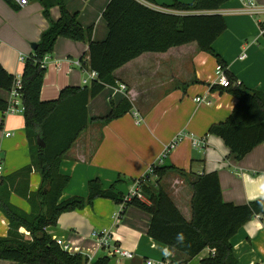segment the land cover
I'll return each instance as SVG.
<instances>
[{"label": "crops", "instance_id": "0c3cea01", "mask_svg": "<svg viewBox=\"0 0 264 264\" xmlns=\"http://www.w3.org/2000/svg\"><path fill=\"white\" fill-rule=\"evenodd\" d=\"M32 1L35 0H30L24 7L15 5L18 7L15 8L6 0H0V62L14 75H22L24 62L35 51L29 52V44L40 42L43 32L50 26V20L42 13L43 7L41 17L36 18L33 27L24 25ZM144 1L156 9L171 11L176 0ZM177 1L191 3L194 0ZM65 2L71 13H78L84 28L94 27L95 41L107 37V23L105 21V26H101V22L109 0ZM256 3L258 9L264 11V0H256ZM244 8L240 0H230L217 11L224 15L227 29L213 48L224 59L227 73L233 74L247 88L264 92V56L256 49L262 39L261 50H264V36L258 33L264 12L256 18L249 16ZM228 13L234 15L228 16ZM60 14L59 6L50 9L52 20H58ZM240 30L247 34H238ZM244 37H254L251 45L248 41L243 42ZM28 52L29 55L24 54ZM88 52L87 41L58 38L54 52L45 59V65L64 75H55L54 80L44 79L42 100L57 99L61 90L68 86H85L83 80L87 73L77 61L84 57V65L88 68ZM22 56L24 60L20 59ZM218 64L216 57L192 42L166 52L144 53L117 69L114 72L117 85L107 86L101 94L90 99L91 122L62 160L61 173L70 177L62 199L87 198L89 182L94 179H99L105 189L115 186V192L125 196L137 179L145 178L144 184L147 181L156 184L157 176L155 172L150 173V169L160 167L169 168L160 185L187 221L193 218V183L206 173L218 175L225 202L242 205L264 200V142L244 157L237 158L221 137L208 133L212 125L229 117L237 103L236 97L221 91L217 83ZM120 84H125L127 89L122 90ZM215 85L219 88L213 89ZM0 97L7 102L11 98L9 91L1 88ZM125 98L130 100L132 110L109 123L102 121L112 105L122 103ZM200 139L204 140L203 144L195 143ZM174 141H177L176 146L165 154L166 147ZM32 155L23 114L0 111L3 181L8 183L11 179L21 186L22 191L27 188L31 192L37 191L42 179L38 169L33 167L22 176L13 177L32 164ZM10 201L26 212L31 211L28 200L18 192L11 193ZM122 206L112 199L98 198L84 209L63 213L57 225L48 227L47 231L53 239L68 243L71 253L88 256V264H96L104 256L110 257L109 264H148V261L152 264L159 261L184 264L188 258L185 254L149 236L151 214L146 210L128 205L117 221ZM8 229L9 221L0 211V236H7ZM94 231L112 233V245L130 250L134 256L122 257L113 253L111 248L98 247ZM231 243L238 264H264V219L252 218L231 238ZM212 254V249L205 248L187 264H202ZM0 264L16 262L0 259Z\"/></svg>", "mask_w": 264, "mask_h": 264}, {"label": "trees", "instance_id": "16d2710c", "mask_svg": "<svg viewBox=\"0 0 264 264\" xmlns=\"http://www.w3.org/2000/svg\"><path fill=\"white\" fill-rule=\"evenodd\" d=\"M6 1L18 8L12 0ZM229 1L194 0L184 3L176 0L170 7L171 11H164L140 0H109L103 11L108 35L103 41H95L94 27L84 28L78 13H71L65 0H41L50 26L43 32L38 48L24 62L21 75L23 116L33 160L13 177L22 176L34 167L42 179L35 192L28 191V188L22 191L21 186L11 179L8 183H0V211L9 221L7 236H0V259L12 260L16 264L89 263L88 256L64 250L47 228L56 226L63 213L84 209L98 198L112 199L119 204L123 202V196L115 192V186L105 189L99 179L89 182L87 198L73 196L62 199L70 182V177L61 173L62 160L91 122L88 111L90 99L101 94L107 86H116L114 72L147 52H166L172 47L196 42L200 50L210 53L225 66L213 44L227 29L224 15L217 11ZM56 5L61 14L54 21L49 10ZM60 37L88 42V66L97 71L98 80L91 85L65 87L57 99L42 100L47 69L45 59L54 52ZM15 76L0 62L1 89L10 91ZM227 76L230 86H221V91L231 93L237 103L229 117L212 125L208 133L221 137L232 153L242 158L264 142V92L237 84L233 74L227 73ZM216 88L219 87L213 86ZM7 108L8 102L0 97V111L5 112ZM131 110V102L125 98L122 103L113 104L102 121L109 123ZM38 134L44 139L45 147L38 145ZM153 168L156 184L147 181L142 187L146 201L134 199L128 203L151 214L149 236L185 254L188 258L184 264L205 248L212 249L214 254L205 258L202 264H238L231 238L252 218L259 216L264 219V200L242 205L225 202L218 175L206 173L193 183V218L187 221L160 185L169 168ZM12 192H18L28 200L30 212L10 201ZM109 262L110 257L104 256L96 264Z\"/></svg>", "mask_w": 264, "mask_h": 264}, {"label": "built area", "instance_id": "2783aa9c", "mask_svg": "<svg viewBox=\"0 0 264 264\" xmlns=\"http://www.w3.org/2000/svg\"><path fill=\"white\" fill-rule=\"evenodd\" d=\"M15 5L18 7H24L29 4L30 0H12ZM146 4L144 0H140ZM242 3H244L246 13L250 15H258L264 11H260L258 9V5L256 3V0H240ZM260 24V23H259ZM260 35L264 36V21H261L260 24ZM241 58H245L244 56H241ZM21 60H24V57H20ZM77 65L81 68L84 69V71L87 73V78L83 80L84 85H89L93 81L98 80V73L94 69L91 68H86L84 65V62L82 60L77 61ZM216 78H217V83L222 86V87H228L230 86V80L227 76V71L225 70V67L222 64H218L216 67ZM239 84V82H237ZM120 87L122 90H126L127 86L125 84H120ZM22 88H23V81H22V76L21 75H16L15 76V81H14V86L13 88L9 91L10 94V100L8 101V108L5 112L8 113H13V114H23L25 110V106L23 104L22 100ZM196 100H200V98H196ZM138 116V115H136ZM140 119V118H139ZM10 133H7V136H9ZM195 143L198 145L203 144L204 140H196ZM177 141H174L170 143L164 153L169 154L173 148L176 146ZM154 172V168L152 167L150 169V173ZM5 177V169H4V164L3 161L0 159V183H2L3 179ZM144 180L145 178L137 179L134 181V186L132 190L123 196V202H122V209L121 213L117 214V221L121 218V215L123 214L125 207L133 201L134 199H139L141 201H146V197L142 192V186L144 185ZM93 236L97 240V245L100 248H111L112 252L115 254H118L122 257H128L132 258L134 256V253L130 250L124 249L121 246H114L113 241L114 237L113 234L108 232V231H102V232H93ZM58 245H60L64 250L69 251L72 249L68 243L63 241L62 239H57L56 240ZM152 261H148V264H152ZM158 264H170L169 261H159Z\"/></svg>", "mask_w": 264, "mask_h": 264}, {"label": "rangeland", "instance_id": "374dc122", "mask_svg": "<svg viewBox=\"0 0 264 264\" xmlns=\"http://www.w3.org/2000/svg\"><path fill=\"white\" fill-rule=\"evenodd\" d=\"M107 2V1H106ZM43 7V10H42V13L44 12V6H43V3L41 2V0H35V1H32L31 3H30V5H29V18H26L25 19V24L24 25H28V26H30V27H33L34 25H35V23H36V18H39V17H41L40 16V12H41V8ZM67 7V6H66ZM226 7H229V6H226ZM226 7H224V8H226ZM52 8V7H51ZM50 8V9H51ZM50 11V10H49ZM238 13V12H237ZM228 16L229 15H234V13L232 14V13H228L227 14ZM249 15V14H248ZM250 16V15H249ZM253 16H255L256 18L257 17H261V16H258V15H253ZM254 18V17H253ZM256 18H254L255 19V21H256ZM255 23H257V22H255ZM105 20H104V18H103V20H102V22H101V26L102 25H104L105 26ZM257 25V24H256ZM258 27V26H257ZM258 33H260V28H258ZM228 34L229 35H231L232 33L230 32V30H229V32H228ZM238 34H240V35H242V36H245L247 33L244 31V30H240L239 32H238ZM236 38H241L239 35H236ZM254 38V37H253ZM253 38H251V37H244L243 38V42H249L250 43V45H251V43H252V39ZM32 43H38V42H36V41H32ZM32 43H30L29 44V46H28V49H29V52H32L33 50H32ZM12 44L14 45V42H12ZM258 46H257V48L256 49H259L261 52H260V55H262V56H264V50H261V48H262V45H263V42H262V39L259 41V44H257ZM260 47V48H259ZM250 48V47H249ZM249 48H248V54H250V51H249ZM23 51V50H22ZM25 52V51H24ZM29 52L28 53H24L25 55L26 54H28L29 55ZM27 55V56H28ZM55 75L57 76V77H59V76H61V75H64V74H60V73H55V71H53L52 70V67H47V69H46V72H45V78L46 79H48V78H51V80H54L55 78ZM44 78V79H45ZM11 261V260H10Z\"/></svg>", "mask_w": 264, "mask_h": 264}, {"label": "water", "instance_id": "95a60500", "mask_svg": "<svg viewBox=\"0 0 264 264\" xmlns=\"http://www.w3.org/2000/svg\"><path fill=\"white\" fill-rule=\"evenodd\" d=\"M37 48H38V43H32V49L36 50ZM37 143L40 147H45L46 145L44 139L40 136V134H38Z\"/></svg>", "mask_w": 264, "mask_h": 264}, {"label": "clouds", "instance_id": "9594fccd", "mask_svg": "<svg viewBox=\"0 0 264 264\" xmlns=\"http://www.w3.org/2000/svg\"><path fill=\"white\" fill-rule=\"evenodd\" d=\"M180 239L182 240V239H183V237L181 236V237H180Z\"/></svg>", "mask_w": 264, "mask_h": 264}]
</instances>
